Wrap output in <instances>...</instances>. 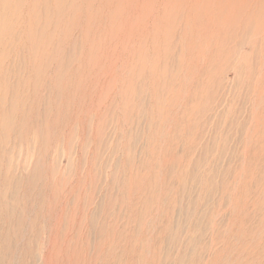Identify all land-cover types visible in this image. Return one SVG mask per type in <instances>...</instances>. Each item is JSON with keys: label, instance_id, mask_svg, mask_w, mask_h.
Listing matches in <instances>:
<instances>
[{"label": "rangeland", "instance_id": "obj_1", "mask_svg": "<svg viewBox=\"0 0 264 264\" xmlns=\"http://www.w3.org/2000/svg\"><path fill=\"white\" fill-rule=\"evenodd\" d=\"M218 1L19 0L0 264H264V0Z\"/></svg>", "mask_w": 264, "mask_h": 264}, {"label": "bare ground", "instance_id": "obj_2", "mask_svg": "<svg viewBox=\"0 0 264 264\" xmlns=\"http://www.w3.org/2000/svg\"><path fill=\"white\" fill-rule=\"evenodd\" d=\"M59 1V0H58ZM202 1V0H201ZM213 1V0H212ZM220 1V0H219ZM218 1V2H219ZM34 2V1H33ZM32 2V3H33ZM57 2V1H56ZM62 2H63V0H62ZM215 2V1H214ZM66 3V2H65ZM64 3V4H65ZM213 3V2H212ZM220 3V2H219ZM237 2H235V4H236ZM0 4H1V6H2V14L4 15V19H2L1 21H0V42H1V39H2V37L3 36H5V34L7 33V31H8V26L10 25V23H11V21H10V19H9V16H12L13 18H16L17 16L19 17V11L21 10H19V6H20V4H19V0H0ZM57 5H58V3H57ZM60 5V4H59ZM200 5V4H199ZM61 6V5H60ZM59 6V7H60ZM213 6V5H212ZM236 6H238V5H235V7ZM200 7V6H199ZM215 7V6H214ZM234 7V8H235ZM247 8H248V6H247ZM246 8V9H247ZM264 8V6L261 8V9H263ZM59 9H61V8H59ZM199 9V8H198ZM214 10V9H213ZM30 11H31V8H30ZM233 11V10H232ZM10 12V13H9ZM215 12V11H214ZM213 12V13H214ZM259 12V13H258ZM258 12H257V15L258 16H260L261 14H262V12H263V14H264V11H262V10H258ZM32 13V12H31ZM48 13V12H47ZM228 13V12H227ZM234 13V12H233ZM232 14V13H231ZM235 14V13H234ZM233 14V15H234ZM251 14H253V13H251ZM247 15V16H245L246 18H245V24H247V25H250L249 23V20H250V18H251V16L252 15ZM262 14V15H263ZM212 15V14H211ZM239 15H242V10L239 12L238 11V14H237V16L235 17V18H233L230 22H229V28L232 26V25H234V23H236V22H234L235 20H236V18L237 19H240L239 18ZM264 16V15H263ZM242 17H243V15H242ZM214 18H215V13H214ZM229 19V18H228ZM260 19H262V18H260ZM220 20V19H219ZM241 20V19H240ZM214 21V20H213ZM212 21V22H213ZM238 21V20H237ZM240 22V21H239ZM225 24V23H224ZM206 25V24H205ZM215 25V24H214ZM239 25V24H238ZM237 25V26H238ZM207 26V25H206ZM224 26V25H223ZM251 26V25H250ZM6 27H7V29H6ZM204 27V26H203ZM241 27V26H240ZM205 28V27H204ZM213 28H215V26H213ZM221 29V28H220ZM219 29V30H220ZM233 29H234V27H233ZM237 30V29H236ZM263 30H264V28H263ZM202 31H203V28H202ZM210 31H213V30H210ZM215 31H216V29H215ZM215 31H214V34H215ZM233 31V30H232ZM262 32V31H261ZM209 34H211V33H209ZM218 34V33H217ZM217 34H215V35H211L212 37H216V35ZM210 36V37H211ZM216 38H218V37H216ZM226 39V38H225ZM230 39V38H229ZM261 39V38H260ZM263 40V39H262ZM208 41V40H207ZM227 43H228V41H227ZM260 45H261V43H260ZM220 47V46H219ZM226 47V46H225ZM196 48V47H195ZM0 49H2V55H0V66L3 64V62L5 61V59H7L6 58V54H5V47L3 46V45H1L0 44ZM195 50V49H194ZM215 50V49H214ZM215 52V51H214ZM229 52H230V50H229ZM261 55V54H260ZM222 56V55H221ZM205 56H203V58H204ZM233 57V56H232ZM213 58V57H212ZM206 59V58H205ZM205 61V60H204ZM263 61H264V58H263ZM6 63V62H5ZM262 64H264L263 62H262ZM261 64V65H262ZM6 65V64H5ZM4 65V66H5ZM218 66V65H217ZM247 66V65H246ZM256 66V65H255ZM250 67H251V65H250ZM262 67H263V65H262ZM252 68V67H251ZM256 68H258V66L256 67ZM264 68V67H263ZM262 68V69H263ZM254 69V68H253ZM261 69V70H262ZM198 70H200V69H198ZM257 70V69H256ZM255 70V71H256ZM260 70V71H261ZM254 71V70H253ZM264 71V70H263ZM263 71H261L262 73H263ZM212 72V71H211ZM258 73H259V75H260V72L258 71ZM5 74V73H4ZM202 74V73H201ZM264 74V73H263ZM258 75V74H257ZM0 81L3 79L2 78V73L0 72ZM256 78H258V77H256ZM38 79V78H37ZM7 81H9V78H8V80ZM28 81V80H27ZM186 82V81H185ZM2 84H3V82H1ZM8 83V82H7ZM213 84V83H212ZM31 85V84H30ZM29 85V86H30ZM4 86V85H3ZM9 86V85H8ZM26 86V85H25ZM24 86V87H25ZM34 86V85H33ZM193 86V85H192ZM196 86V85H195ZM199 86V85H198ZM5 87V86H4ZM15 88L17 87V86H14ZM212 87H213V85H212ZM9 88V87H8ZM194 88V87H193ZM19 89V88H18ZM5 90V89H4ZM3 90V88H1V86H0V132H1V130L3 129V127L5 126V121H6V114L4 113V109H5V106H4V104H5V96H6V94L8 95V93H6L5 94V91ZM9 90V89H8ZM12 90V89H11ZM209 90V89H208ZM207 93H208V91H207ZM214 93V92H213ZM16 94V93H15ZM17 96L19 97V93H17ZM205 97H206V95H205ZM6 98H7V96H6ZM13 102V101H12ZM14 105V104H13ZM7 106V105H6ZM6 111H7V108H6ZM8 116V115H7ZM2 133H3V130H2ZM2 166H3V164H2V162L0 163V171H1V168H2ZM0 182H1V173H0ZM2 196V189L0 188V197ZM4 205H3V203H0V222H1V220H3V215H4ZM1 227V226H0ZM1 231V230H0ZM1 233V232H0ZM1 235V234H0ZM1 238V237H0ZM4 240V239H3ZM2 246V245H1ZM4 246V245H3ZM0 253H1V251H0ZM44 255H45V253H43ZM42 259V258H41ZM44 259H46V258H44ZM43 260V259H42Z\"/></svg>", "mask_w": 264, "mask_h": 264}]
</instances>
